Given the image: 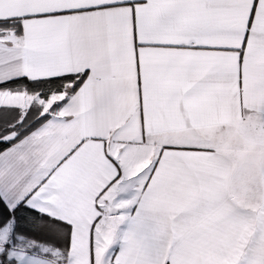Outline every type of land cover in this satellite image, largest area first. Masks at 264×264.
<instances>
[{
  "label": "snow or ice",
  "instance_id": "6c2138e0",
  "mask_svg": "<svg viewBox=\"0 0 264 264\" xmlns=\"http://www.w3.org/2000/svg\"><path fill=\"white\" fill-rule=\"evenodd\" d=\"M0 264H264V0H0Z\"/></svg>",
  "mask_w": 264,
  "mask_h": 264
}]
</instances>
